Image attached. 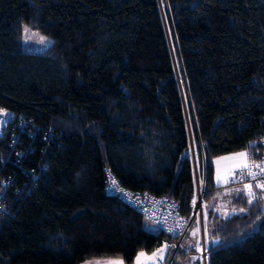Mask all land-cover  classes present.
Segmentation results:
<instances>
[{
    "label": "trees",
    "instance_id": "obj_1",
    "mask_svg": "<svg viewBox=\"0 0 264 264\" xmlns=\"http://www.w3.org/2000/svg\"><path fill=\"white\" fill-rule=\"evenodd\" d=\"M23 24L52 43L21 50ZM0 107V264L151 253L164 234L106 190L105 169L190 218L193 142L207 264H264L261 190L227 218L211 204L212 158L264 160V0H0Z\"/></svg>",
    "mask_w": 264,
    "mask_h": 264
},
{
    "label": "built area",
    "instance_id": "obj_2",
    "mask_svg": "<svg viewBox=\"0 0 264 264\" xmlns=\"http://www.w3.org/2000/svg\"><path fill=\"white\" fill-rule=\"evenodd\" d=\"M0 135L3 127L8 123L12 117L9 110L0 107ZM264 147V138L260 141ZM195 159L193 156L194 176H195ZM257 165L259 167H257ZM264 160L251 161L247 167L235 171L227 179L228 186H241L243 188V195L249 203V189L245 185H251L252 203L257 199V190H264V188L256 187L257 184H264ZM115 181V184H113ZM6 183V181H4ZM104 183L106 190L115 195L118 199L126 203L134 210L140 212L142 216L151 222L158 230H160L165 237L162 242L155 248V252L164 248L168 250H175L180 243L186 239L192 229V221L195 219L196 223L203 228L204 221V207L205 203L202 200L203 194V180L202 185L196 184L195 194L191 198L190 218L184 217L176 202L167 195H154L148 192H134L122 187L117 178L114 177L108 169H105ZM196 183V179H195ZM197 253L201 264H207L208 245L202 229L197 231ZM166 252L163 253V259L157 257V264H170L172 257H166Z\"/></svg>",
    "mask_w": 264,
    "mask_h": 264
},
{
    "label": "rangeland",
    "instance_id": "obj_3",
    "mask_svg": "<svg viewBox=\"0 0 264 264\" xmlns=\"http://www.w3.org/2000/svg\"><path fill=\"white\" fill-rule=\"evenodd\" d=\"M51 43H52V39L50 37L41 34L39 31L29 27L26 24L22 25V27H21V39H20V49L21 50L26 51V52H43ZM239 153H245V151L235 152V154H239ZM190 154H191L192 160H193V156H194V159H195L194 162L196 163L195 164L196 184H199L201 186L202 185V177H201L199 166L197 163V155H196L194 142H193L192 150L190 151ZM227 158H228V156H226V155H220V156H216V157L212 158L214 172L216 175V183L220 185L218 190H221L223 188H228L227 184H226L227 179L230 175H232L235 172L234 170H231V169H237V167H239L242 164V162L244 161V157L237 155V158L232 162L234 164L233 165L231 162L230 163L227 162ZM240 158H242V159H240ZM228 164H230V165L228 166ZM218 177H219V180H218ZM223 190H225V189H223ZM216 199H217V196H215V200ZM204 216H205V214H204ZM143 225L146 229H149L151 231H157V228L152 223H150L149 221H147L145 219L143 221ZM193 227L197 231L199 230V232H200V229L203 230L204 236L206 238V244L208 245L209 244V237L207 236V232H206L207 229H206V225H204V221H203V228H201L197 224H196V226H192V228ZM256 227H257V225L254 226L251 229V231L253 229H255ZM197 236H198V234L196 232V237ZM186 238H188V236ZM180 252H181V248H180ZM173 253H174V249H172V251L170 253V257H172ZM138 254H143V255H140L141 264H156V258L154 256L153 251L151 253H147L145 251L138 252L134 258L133 264H137ZM115 260L116 261H122L121 259H117V258H115ZM175 263L176 264L180 263V261L178 259V255L175 258ZM122 264H125V263L122 261ZM198 264H201V262H199Z\"/></svg>",
    "mask_w": 264,
    "mask_h": 264
},
{
    "label": "crops",
    "instance_id": "obj_4",
    "mask_svg": "<svg viewBox=\"0 0 264 264\" xmlns=\"http://www.w3.org/2000/svg\"><path fill=\"white\" fill-rule=\"evenodd\" d=\"M247 153V152H245ZM226 156H228L227 158V162L228 163H232L236 158H237V154H225ZM242 159V158H240ZM248 155L246 157H244V161L242 162V164L237 167V169H231L234 171H237L239 169L244 168L243 165H247L248 163ZM233 164V163H232ZM230 164H228L229 166ZM234 165V164H233ZM214 182L216 183V175L214 172ZM217 186H220L219 184L216 183ZM228 188H223L221 190H217V192L214 194V196L212 197V207L214 212L219 215L222 218H227L235 213L240 212L241 210H237L233 207L232 204V200L234 197L238 196V195H242L243 194V188L241 186H228ZM262 193V195L264 196V190L260 191ZM259 194V193H258ZM215 196H217V199L215 200ZM258 197V196H257ZM198 225V222L196 223ZM196 224L192 225V226H196ZM206 229H207V236L209 237V228L208 225H206ZM196 232L197 230L193 227L191 229L190 234L188 235V238H186L184 241H182V243L179 246V255H178V259L180 261L179 264H198L199 259L196 253V243H197V237H196ZM180 248H181V252H180ZM154 253H156L155 251H153ZM166 250H164L163 253H165ZM185 252H189L188 254L184 255ZM171 253V250H168L166 252V257H168ZM156 258V264H157V257ZM112 261H116L115 259H87L83 262H81L80 264H110V262ZM176 264V263H175Z\"/></svg>",
    "mask_w": 264,
    "mask_h": 264
},
{
    "label": "snow or ice",
    "instance_id": "obj_5",
    "mask_svg": "<svg viewBox=\"0 0 264 264\" xmlns=\"http://www.w3.org/2000/svg\"><path fill=\"white\" fill-rule=\"evenodd\" d=\"M0 112H3V110H0ZM237 155L242 156V157H246L247 153H239ZM243 166L247 167V165H243ZM257 167H259V166L257 165ZM262 171H264V169H262ZM218 180H219V177H218ZM113 184H115V181H113ZM245 187L249 189V203H252V198H253L252 192H251L252 186L251 185H245ZM256 187L264 188V184H257ZM241 211H243V209H241ZM163 252H164V248H161L158 250V253H154V256L159 255V258L163 259ZM140 255H143V254H138L137 264H141ZM110 264H122V261H112V262H110Z\"/></svg>",
    "mask_w": 264,
    "mask_h": 264
},
{
    "label": "bare ground",
    "instance_id": "obj_6",
    "mask_svg": "<svg viewBox=\"0 0 264 264\" xmlns=\"http://www.w3.org/2000/svg\"><path fill=\"white\" fill-rule=\"evenodd\" d=\"M164 236H165V235H164ZM181 243H182V242H181ZM181 243H180V244H181ZM179 246H180V245H179ZM178 248H179V247H178ZM178 248H177V249H178ZM177 249H176V250H177ZM176 250H175V252H176ZM175 252L173 253L172 257L174 256ZM196 253H197V247H196ZM197 256H198V253H197ZM198 259H199V257H198ZM199 262H200V260H199Z\"/></svg>",
    "mask_w": 264,
    "mask_h": 264
},
{
    "label": "water",
    "instance_id": "obj_7",
    "mask_svg": "<svg viewBox=\"0 0 264 264\" xmlns=\"http://www.w3.org/2000/svg\"><path fill=\"white\" fill-rule=\"evenodd\" d=\"M191 150H192V146H191Z\"/></svg>",
    "mask_w": 264,
    "mask_h": 264
}]
</instances>
